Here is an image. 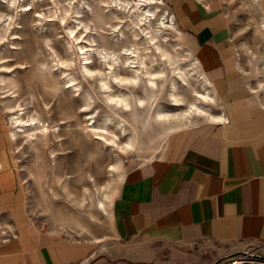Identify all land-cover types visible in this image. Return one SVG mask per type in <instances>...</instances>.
<instances>
[{"label":"rangeland","instance_id":"rangeland-1","mask_svg":"<svg viewBox=\"0 0 264 264\" xmlns=\"http://www.w3.org/2000/svg\"><path fill=\"white\" fill-rule=\"evenodd\" d=\"M10 1L0 0V173L41 229L103 243L115 164L152 158L171 130L223 104L167 0ZM200 1L225 18L240 73L264 105V0ZM249 262L236 253L215 264Z\"/></svg>","mask_w":264,"mask_h":264},{"label":"crops","instance_id":"crops-1","mask_svg":"<svg viewBox=\"0 0 264 264\" xmlns=\"http://www.w3.org/2000/svg\"><path fill=\"white\" fill-rule=\"evenodd\" d=\"M167 1L221 112L171 130L150 159L115 164L103 243L41 229L13 176L0 173V264H215L236 253L264 264V105L223 15L200 0Z\"/></svg>","mask_w":264,"mask_h":264},{"label":"bare ground","instance_id":"bare-ground-1","mask_svg":"<svg viewBox=\"0 0 264 264\" xmlns=\"http://www.w3.org/2000/svg\"><path fill=\"white\" fill-rule=\"evenodd\" d=\"M39 1V0H38ZM151 2H154L153 0H150ZM18 3V0H11L10 1V3H9V7L11 8V9H14L15 7H16V4ZM23 10H26V8L25 9H23ZM1 17V16H0ZM1 19H2V17H1ZM1 19H0V21H1ZM71 35V34H70ZM72 37V36H71ZM136 38V37H135ZM79 41V40H78ZM79 49H81L82 50V47L80 48L79 47ZM127 50V49H126ZM125 50V52H123V54L124 55H127L128 57H132V55H131V51H126ZM81 52V51H80ZM96 52H97V56H98V58L102 61V62H108V60H109V57H108V55L107 54H105L102 50H96ZM212 97V96H211ZM210 97V95H209V92H208V90H205V94H201L200 95V98H202V99H204V100H211L212 98ZM111 98H113V97H111ZM111 98H109L111 101V103L113 102V99H111ZM115 103H117V101L115 100ZM176 104V103H175ZM193 109H199L198 107H196L195 105H192V106H190L189 107V109H187L182 115L183 116H185V115H187L188 113H190ZM201 111V110H200ZM212 117V116H211ZM177 118V117H176ZM182 118V117H181ZM32 119V118H31ZM34 121V120H33ZM32 122V121H31ZM36 122V121H35ZM29 123H30V119H29ZM17 124H19V121H18V123ZM30 124H34V123H30ZM29 124V125H30ZM20 125V124H19ZM101 204V203H100Z\"/></svg>","mask_w":264,"mask_h":264},{"label":"built area","instance_id":"built-area-1","mask_svg":"<svg viewBox=\"0 0 264 264\" xmlns=\"http://www.w3.org/2000/svg\"><path fill=\"white\" fill-rule=\"evenodd\" d=\"M126 161H127V158H124V159H123V162H126Z\"/></svg>","mask_w":264,"mask_h":264}]
</instances>
